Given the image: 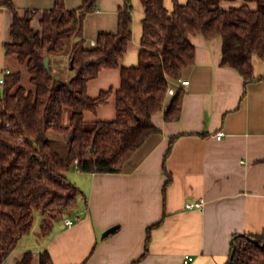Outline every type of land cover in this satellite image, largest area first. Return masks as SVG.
I'll return each instance as SVG.
<instances>
[{
  "label": "crops",
  "instance_id": "crops-1",
  "mask_svg": "<svg viewBox=\"0 0 264 264\" xmlns=\"http://www.w3.org/2000/svg\"><path fill=\"white\" fill-rule=\"evenodd\" d=\"M12 2L20 13L54 5V0ZM130 2L132 40L120 67L135 65L140 50L144 7L142 0ZM81 3L64 0L67 10ZM123 4L97 0L96 9L83 20L88 45L99 32L116 30ZM164 4L171 9V0ZM40 17L38 13L33 18L34 29L40 28ZM12 18V11L0 4V76L9 69L22 78L28 68L5 52ZM190 40L195 60L182 72L181 79L189 84L183 88L179 119L164 118L172 98L168 95L151 117L158 132L118 171L83 172L74 165L67 177L81 193L65 217L73 223L61 220L51 235L43 236L39 219L2 264H16L27 251L32 253L31 264H39L45 249L54 264H185L186 256L192 257L189 264H227L235 233L264 231V59L254 57L255 79L246 81L236 69L222 65L220 36L195 34ZM120 67L103 69L88 81L90 97L102 90L112 93L95 111L84 112L86 121L115 118ZM218 131L224 132L220 139L214 137ZM168 173L171 179L165 184ZM200 200V207L186 206ZM157 222L146 247L147 227Z\"/></svg>",
  "mask_w": 264,
  "mask_h": 264
},
{
  "label": "trees",
  "instance_id": "trees-1",
  "mask_svg": "<svg viewBox=\"0 0 264 264\" xmlns=\"http://www.w3.org/2000/svg\"><path fill=\"white\" fill-rule=\"evenodd\" d=\"M171 1L168 9L164 0H142L138 62L120 67L132 40L130 0L118 10L116 30L99 32L94 45L87 44L83 20L96 9L97 0H82L72 10L65 8L64 0H54L49 10L22 13L12 0H0L13 14L5 52L27 65L33 85L23 87L15 72L7 74L0 87V264L31 232L36 212L41 215L40 233L49 236L77 206L81 190L67 177L74 165L83 172L118 171L150 134L158 132L152 115L163 108L169 82L181 79L195 60L190 35L220 36L222 65L236 69L246 81L255 79L253 59H264V0ZM38 13L40 28L34 29L31 22ZM61 56H66L67 67L72 62L67 79L51 67V59ZM119 67L115 118L88 123L84 112L95 111L112 93L102 90L90 97L88 81L103 69ZM183 94L179 88L171 95L164 111L167 121L179 119ZM48 131L68 137L64 155L52 145ZM170 179L168 173L165 184ZM159 223L147 227L146 247L151 228ZM31 262L27 251L16 264ZM39 264H54L46 249L40 252ZM227 264H264V231L235 233Z\"/></svg>",
  "mask_w": 264,
  "mask_h": 264
},
{
  "label": "rangeland",
  "instance_id": "rangeland-1",
  "mask_svg": "<svg viewBox=\"0 0 264 264\" xmlns=\"http://www.w3.org/2000/svg\"><path fill=\"white\" fill-rule=\"evenodd\" d=\"M62 57V58H61ZM58 57L57 59L52 58L51 59V67L52 70L55 73H59L61 75L62 78L67 79L69 78L72 73H73V69L71 68V65L69 67L68 66V61L66 56H61ZM55 59V60H54ZM60 61V62H59ZM24 67H27L26 64H23ZM28 70V69H27ZM20 84L27 88V89H33V85L30 82V73L27 71L25 73H23V76L21 78V82ZM105 105H108L107 103ZM68 113L69 110H67V112H65L64 114V123H67L68 121ZM92 116H94L95 113H91ZM105 119L103 120H113L112 119H108L109 117H104ZM94 121V120H93ZM92 120L88 119L87 122L91 123L93 122ZM48 136L51 140L52 145L61 153V154H65L66 150H67V146H68V137L63 135V134H59L57 132L54 131H48ZM71 178V175H70ZM41 218V215L39 212H36V224L38 223V220Z\"/></svg>",
  "mask_w": 264,
  "mask_h": 264
},
{
  "label": "built area",
  "instance_id": "built-area-1",
  "mask_svg": "<svg viewBox=\"0 0 264 264\" xmlns=\"http://www.w3.org/2000/svg\"><path fill=\"white\" fill-rule=\"evenodd\" d=\"M94 44H95V41H90L89 42V45H94ZM9 73H10L9 69H4L3 75L0 76V87H2L4 85L6 75L9 74ZM188 84H189V80H187V79H179L177 81H170L169 85H168V88H167V95H174L179 88L183 89ZM223 135H224L223 131H218L217 133L214 134V137H216L217 139H220V138H222ZM74 162L76 163L77 160H75ZM202 203H203V201L200 200V201H197V202H194V203H187L186 206L188 208L200 207L202 205ZM64 221H65V224H67V225H70V224L73 223V221L71 219H69V218H65ZM190 261H192V257L191 256H186L185 260H184V263L185 264H189Z\"/></svg>",
  "mask_w": 264,
  "mask_h": 264
},
{
  "label": "water",
  "instance_id": "water-1",
  "mask_svg": "<svg viewBox=\"0 0 264 264\" xmlns=\"http://www.w3.org/2000/svg\"><path fill=\"white\" fill-rule=\"evenodd\" d=\"M48 56H45V59H44V64H45V67L48 69L49 68V61H48ZM71 67H72V62L70 63Z\"/></svg>",
  "mask_w": 264,
  "mask_h": 264
}]
</instances>
